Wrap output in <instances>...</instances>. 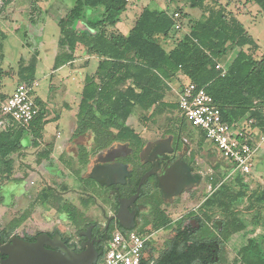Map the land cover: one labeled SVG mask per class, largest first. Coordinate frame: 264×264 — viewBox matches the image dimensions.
<instances>
[{"label": "rangeland", "instance_id": "374dc122", "mask_svg": "<svg viewBox=\"0 0 264 264\" xmlns=\"http://www.w3.org/2000/svg\"><path fill=\"white\" fill-rule=\"evenodd\" d=\"M127 1V12L121 17V22L116 28L110 29L109 33L116 32L115 29L124 34L128 33L133 21L146 7L168 9L170 13L181 9L182 13L187 14V17H183L185 24L176 36L189 33L190 26L206 14L205 10L192 9L183 0ZM75 2L76 0H0V30L7 35L2 62L5 72L1 85L2 93L10 94L18 84L24 83L20 80L19 71L21 67L27 66L33 55L38 52L32 97L39 102L40 105L37 104L40 109L46 110L47 121H50L40 139L41 146L33 145L34 138L29 134L23 140L24 145L11 154L12 158L10 157L9 160L12 163V173L0 172V192L6 187L3 192L7 201L11 202L13 197L11 209L0 203V226L3 227L6 226L9 214L17 220L26 212L30 219L25 221L22 228L37 229L40 225V214L43 213L41 208H44V203L39 200L38 194L47 184L60 191L68 188L81 190L80 167L76 166V155L84 150L94 151L93 134L89 132L83 136H75V132L78 127L77 113L84 80L86 76L96 73L100 58L89 54L84 46L78 45L75 61L72 64L66 65L62 71L57 72L53 69L55 57L61 52L58 47L60 38L58 22L66 17ZM220 6L236 16L259 46L258 51H252L248 47L244 50L252 54L255 59L262 58L264 15L260 7L249 0L206 2L207 8ZM103 11V8L87 11L85 19L97 21ZM77 28L83 32L86 29V22H81ZM173 40L162 43L167 49H171L174 47ZM239 51V48L229 47L228 55L221 63L230 65ZM174 100L177 101L171 94L166 99L169 102ZM154 111V108L149 111L137 108L127 122L145 143L154 142L179 131L177 111L167 110L163 114L153 115ZM184 127L181 136L187 146L183 153L187 160L194 158L192 163L194 173L200 175L202 180L178 198L166 201L159 195L153 201L151 207L154 211L147 220V225L141 228L150 239L145 257L149 260L159 259L169 249L177 231L184 229L186 224L196 229L194 239L198 241L223 240L217 264H244L241 261V250L248 245L249 240L257 239L262 243L264 236V200L258 201L264 195V142L256 156L252 173L240 182L236 180V175L230 178L231 163L220 156L211 142L204 139L201 145L199 139L200 137L202 139L203 135L198 129L189 124H185ZM4 128V125L0 124V133L5 130ZM59 135L66 139L64 144H61L65 151L63 154L65 160L59 159L62 149L56 147ZM44 139L51 140L47 144ZM48 149L56 154L55 158L40 160L39 153ZM95 155L94 152L92 156ZM94 160L95 157H92L91 165ZM66 162H69V165ZM51 170L56 171V174L51 173ZM87 172V170L86 173L83 172L84 177L87 176ZM225 188L233 197L239 192H244L245 196L231 203L227 211V206L220 203L207 205V200L215 192L220 189L226 190ZM73 196L76 197L67 193L63 199ZM35 214L36 217H33ZM162 216L167 219L168 225L158 224L159 217ZM195 218L199 220H194ZM216 223L222 224L223 228L227 225L228 232L225 233V230L218 232ZM235 227L237 229H234Z\"/></svg>", "mask_w": 264, "mask_h": 264}, {"label": "trees", "instance_id": "16d2710c", "mask_svg": "<svg viewBox=\"0 0 264 264\" xmlns=\"http://www.w3.org/2000/svg\"><path fill=\"white\" fill-rule=\"evenodd\" d=\"M183 1L192 9L205 10L206 14L190 26L189 33L179 36L176 34L182 29H176L174 14L180 13L179 21L182 25L185 24L183 17L188 15L182 13L181 9L170 13L168 9L150 7L141 11L128 33H121L117 29L116 32L109 33L127 12V0H76L66 17L58 22V47L61 52L55 57L54 71L75 61L78 45L84 46L89 54L100 58L96 73L86 76L80 93L75 136H83L89 132L94 136V151L84 150L78 155V162L83 168L88 164L91 154L105 150L115 143H129L136 151L142 149L143 138L127 123L137 108L143 111L154 108L153 115L163 114L167 110L177 111L179 130H183L186 123L180 115L178 95L169 85L171 80L180 75L198 87L205 88L221 109L226 121L243 123L253 120L259 130L255 143L264 137V55L255 59L244 50L248 47L252 51H258V44L226 8H207L208 0ZM249 1L259 6L264 15V0ZM100 8L104 11L99 20L85 19L87 11ZM81 22H86L83 32L77 28ZM6 39L7 35L0 30V88L5 76L2 62ZM172 40L174 47L171 49H167L162 43ZM229 47L239 48L240 51L223 75L222 70H218L216 66L228 55ZM38 57L36 52L30 63L21 67V82L34 83ZM169 94L177 101H166ZM6 97L0 91V98ZM36 102L39 104L37 100ZM46 115V110L41 108L39 116L30 124L29 129L16 128V124H13V127L9 126L0 133V172L12 173V163L8 158L22 147V141L29 134L33 136L34 144L39 146L38 140L42 138L45 126L50 123ZM204 139L203 135L201 145ZM51 154L50 149L41 151L40 160H49ZM187 161L192 165L194 158ZM78 171L76 173L79 174ZM236 180L243 182L244 177L238 175ZM244 196V192H239L233 197L228 194V189H220L206 203H220L227 206V211L231 203ZM51 200V191L45 190L41 202L49 203ZM261 200H264V195L258 199ZM159 219L158 224L168 225L164 216ZM224 230L225 233L228 232L227 225ZM178 232L169 249L154 260L153 264L218 262L220 248L216 243L217 239L198 241L191 234L183 237V232ZM263 247L264 236L262 243L257 239L249 240L248 245L241 250V261L244 264H264ZM141 264L152 263L150 260H143Z\"/></svg>", "mask_w": 264, "mask_h": 264}, {"label": "flooded vegetation", "instance_id": "af4514ba", "mask_svg": "<svg viewBox=\"0 0 264 264\" xmlns=\"http://www.w3.org/2000/svg\"><path fill=\"white\" fill-rule=\"evenodd\" d=\"M186 146L187 143L179 130L177 133H171L154 142L145 143L144 141L140 151H136L129 143L119 142L97 152L95 156L91 154L85 168L80 166L81 190L68 188L60 191L47 184L38 194L39 200H41L45 195L44 190L51 191L52 200L48 204L54 213L40 214L41 220L37 229L25 230L22 228L25 221L30 219L26 212L17 220L13 218L12 214L8 215L6 226H0V249L11 244L15 237L30 243L40 240L47 249H51L52 245L56 243L55 238L59 235L67 245L75 247L78 252L82 251L84 246L93 244L95 250L101 253L102 258L111 237L116 232L127 235L129 232L135 231L148 237V234L144 233L141 228L147 225V220L154 211L151 204L159 195L164 199L158 186V174L178 159H183L188 163L183 153ZM169 149L173 150V153H165ZM163 152L164 154H162ZM76 157L78 162V155ZM92 157H95L93 165L90 164ZM97 166L108 167L107 169H98L100 173H106L107 176H102L99 180L92 179L91 174ZM123 167L125 168L124 172ZM190 167L195 174L194 167L192 165ZM86 170L88 171L87 176L84 177L83 172L86 173ZM146 174L150 175L142 185L138 196V187ZM5 188L0 192V203L7 209H11L13 197L11 202L7 201L3 192ZM67 193L76 195V197L63 199ZM56 201H59L57 206H55ZM25 215L26 217H24ZM194 220L199 219L195 218ZM124 226L132 228L129 230ZM183 228L181 230L183 237L189 234L194 236L196 230L194 227L185 224ZM216 228L220 233L224 231L222 224L216 223ZM222 242L223 240H216L220 252L223 246ZM7 259L8 256L3 255L0 250V264ZM144 260L149 259L145 257ZM150 261L152 264L154 263V260Z\"/></svg>", "mask_w": 264, "mask_h": 264}, {"label": "built area", "instance_id": "2783aa9c", "mask_svg": "<svg viewBox=\"0 0 264 264\" xmlns=\"http://www.w3.org/2000/svg\"><path fill=\"white\" fill-rule=\"evenodd\" d=\"M180 13L174 14L176 29H182ZM223 75L227 69L221 64L216 66ZM33 84H18L5 99L0 98V124L29 129L30 124L39 116L40 107L32 97ZM180 115L186 124L198 129L211 142L220 156L231 163L230 178L234 175L246 177L255 166L256 156L262 148L264 137L255 143L259 130L255 122L230 123L222 115L221 109L213 101L205 88L189 81L178 90ZM150 240L135 231L123 235L116 232L98 264H141Z\"/></svg>", "mask_w": 264, "mask_h": 264}, {"label": "water", "instance_id": "95a60500", "mask_svg": "<svg viewBox=\"0 0 264 264\" xmlns=\"http://www.w3.org/2000/svg\"><path fill=\"white\" fill-rule=\"evenodd\" d=\"M165 153L171 154L173 150L169 149ZM99 168L107 169L108 167H95L91 174L92 179L99 180L100 177L107 176L106 173H100V170L98 171ZM124 170L125 168L123 167V172ZM149 175L143 176L138 187V196L142 185ZM158 179V186L163 193L164 199L169 200L181 196L183 192L198 185L202 177L198 174H193L192 168L185 160L178 159L174 164L158 174ZM124 227L129 230L132 228L130 226ZM55 239L56 243L52 245L51 249H47L40 240L36 243H30L15 237L11 244L0 249L3 255L8 256V259L4 260L2 264H98L101 258V253L96 251L91 243L78 252L75 247L67 245L61 236L58 235Z\"/></svg>", "mask_w": 264, "mask_h": 264}, {"label": "crops", "instance_id": "0c3cea01", "mask_svg": "<svg viewBox=\"0 0 264 264\" xmlns=\"http://www.w3.org/2000/svg\"><path fill=\"white\" fill-rule=\"evenodd\" d=\"M94 58V57H93ZM221 65L223 66V67H225L226 69H228V66L229 65H227V64H225V63H221ZM66 67V66H65ZM65 67H63V68H65ZM63 68H61V69H59V70H57V72L58 71H62L63 70ZM178 79H180V80H178ZM190 80L189 79H186L185 77H183L182 75H180L177 79H174V80H171L170 82H169V85H170V87L176 92L175 94L177 95L178 94V90H179V88L182 86V84L184 85V84H187L188 82H189ZM3 84V83H2ZM16 88V87H15ZM15 88H14V90H15ZM0 91L1 92H3V90H2V88H0ZM4 94H6L7 95V97L11 94H9V93H4ZM56 122V121H55ZM48 125V124H47ZM47 125L45 126V131H46V127H47ZM5 128L4 129H7V126H4ZM16 128H19L18 126H16ZM44 133V132H43ZM199 137V136H198ZM200 139H201V137H200ZM199 139V140H200ZM50 140L51 139H48V140H46V139H44L43 141L45 142V143H47L48 144V142H50ZM65 138H63L61 135H59V137H58V139L56 140V147L58 148L59 147V150H61L62 149V153H60L59 154V159L61 160L62 158H63V160H65V158L63 157L64 155L63 154H65V151H63L64 149L62 148L63 147V145H61V144H64V142H65ZM38 143H39V146H41L40 145V140H38ZM22 145L21 146H23L24 144H23V141H22V143H21ZM33 145H35L34 143H33ZM36 146V145H35ZM65 147V150H66V145L64 146ZM69 155H71V154H69ZM55 156H56V154H51V156H50V159L49 160H51L52 158H55ZM10 157H11V155L9 156V158L8 159H10ZM12 158V157H11ZM68 165H69V162H66ZM79 163L77 162V165L76 166H81L80 164L78 165ZM79 167H76L77 169H79ZM86 169H87V167H86ZM51 173H55L56 174V171H54V170H51L50 171ZM44 178H46L45 176H44ZM49 206V207H48ZM43 207L44 208H41L42 210H43V213H45V215H47V214H51V213H54V211L51 209V207H50V205L48 204V203H44L43 204ZM37 214H39V213H37ZM33 217H36V214L35 215H33Z\"/></svg>", "mask_w": 264, "mask_h": 264}]
</instances>
